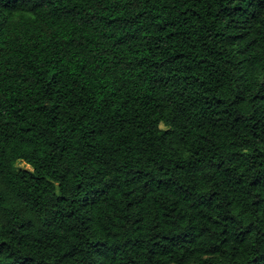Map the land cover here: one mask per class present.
Segmentation results:
<instances>
[{
  "label": "trees",
  "instance_id": "1",
  "mask_svg": "<svg viewBox=\"0 0 264 264\" xmlns=\"http://www.w3.org/2000/svg\"><path fill=\"white\" fill-rule=\"evenodd\" d=\"M0 264H264V0H0Z\"/></svg>",
  "mask_w": 264,
  "mask_h": 264
},
{
  "label": "rangeland",
  "instance_id": "2",
  "mask_svg": "<svg viewBox=\"0 0 264 264\" xmlns=\"http://www.w3.org/2000/svg\"><path fill=\"white\" fill-rule=\"evenodd\" d=\"M17 165L20 166V167L29 168V166L24 164L23 162H18Z\"/></svg>",
  "mask_w": 264,
  "mask_h": 264
}]
</instances>
